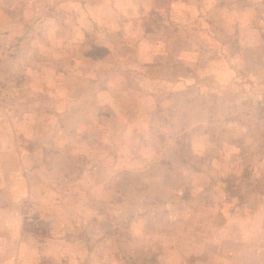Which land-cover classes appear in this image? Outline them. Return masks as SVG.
Wrapping results in <instances>:
<instances>
[{"label": "rangeland", "instance_id": "rangeland-1", "mask_svg": "<svg viewBox=\"0 0 264 264\" xmlns=\"http://www.w3.org/2000/svg\"><path fill=\"white\" fill-rule=\"evenodd\" d=\"M0 264H264V0H0Z\"/></svg>", "mask_w": 264, "mask_h": 264}]
</instances>
